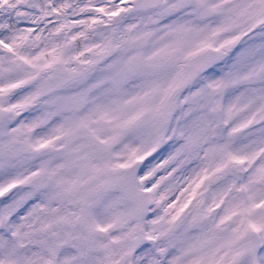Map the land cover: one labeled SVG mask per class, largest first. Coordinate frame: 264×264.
Masks as SVG:
<instances>
[{
	"label": "snow or ice",
	"instance_id": "snow-or-ice-1",
	"mask_svg": "<svg viewBox=\"0 0 264 264\" xmlns=\"http://www.w3.org/2000/svg\"><path fill=\"white\" fill-rule=\"evenodd\" d=\"M0 264H264V0H0Z\"/></svg>",
	"mask_w": 264,
	"mask_h": 264
}]
</instances>
